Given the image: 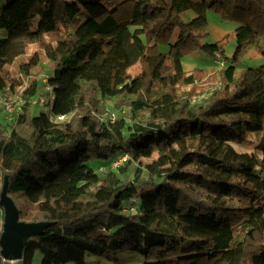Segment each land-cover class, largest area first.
Returning <instances> with one entry per match:
<instances>
[{"label": "trees", "instance_id": "1", "mask_svg": "<svg viewBox=\"0 0 264 264\" xmlns=\"http://www.w3.org/2000/svg\"><path fill=\"white\" fill-rule=\"evenodd\" d=\"M6 1L0 89L36 43L53 98L51 113L25 99L9 130L0 123V195L8 176L20 219L50 222L21 260L0 254V264H34L37 250L42 264L118 250L144 254V264H264V157L231 144L259 131L264 155V63L238 75L231 63L202 102L182 91L195 82L185 54L223 51L201 43L208 10L239 24L240 54L264 36V0ZM189 8L197 15L185 19ZM66 106L75 117L56 121Z\"/></svg>", "mask_w": 264, "mask_h": 264}, {"label": "rangeland", "instance_id": "2", "mask_svg": "<svg viewBox=\"0 0 264 264\" xmlns=\"http://www.w3.org/2000/svg\"><path fill=\"white\" fill-rule=\"evenodd\" d=\"M6 2V0H0V7L4 6ZM196 15V11L192 8L185 10L182 14L185 19H192ZM207 20L206 31L201 38V43H219L223 51L213 56L202 48H196L194 51L183 56L182 62L185 70L190 73L194 72L195 75V82L182 88L191 104L204 101L209 97L211 92L222 86L224 83L222 70L231 65V63L236 66V75L241 74L250 67H259L264 63L262 53L264 36L258 44L252 45L247 50L238 54L239 41L236 37V29L239 24L236 21L224 18L219 12L212 9L207 12ZM177 33L178 30L172 38V43L176 41ZM160 49L163 52H168L170 45L161 44ZM40 52L42 50H40V47L36 43H30L25 53L15 58L9 65L7 88L6 90L0 89V123L6 126L8 130L10 129L9 125H7L9 118H7L8 113L4 107L6 100L14 101L17 106L16 110H19L22 105V102H18L19 98H22L24 101L26 99L32 102V104L35 99H39L41 96H45L48 99L47 95H43V93L38 94L40 87L44 88V92L47 90L45 81L43 80L44 75H46L45 71H39L40 66L38 62L41 59L45 60V58L39 56ZM235 58L237 59L234 61ZM138 69V65L131 67V70L136 73ZM11 83L14 84L13 87L10 86ZM38 104L36 106V113L40 111L51 113L49 105L42 104L41 102ZM115 105V99H109L106 102L107 113L113 119L117 113ZM61 111L69 113L68 121H71L75 117V110L72 106H66ZM261 134L259 131H248L243 142H233L231 144L238 152L256 153L263 158L262 151L257 148ZM120 156H124V154ZM102 167L104 168V166ZM1 228L2 215L0 212V230ZM42 260L43 252L37 250L34 264H42ZM145 262L146 256L142 253L131 250H118L105 254L87 252L82 263L69 261L64 264H144Z\"/></svg>", "mask_w": 264, "mask_h": 264}, {"label": "water", "instance_id": "3", "mask_svg": "<svg viewBox=\"0 0 264 264\" xmlns=\"http://www.w3.org/2000/svg\"><path fill=\"white\" fill-rule=\"evenodd\" d=\"M8 187V176H5L0 195V204L5 208L3 230L0 235V254L4 261L15 262L22 259L27 238L32 235L43 234L50 222L21 220L19 208L8 194Z\"/></svg>", "mask_w": 264, "mask_h": 264}, {"label": "built area", "instance_id": "4", "mask_svg": "<svg viewBox=\"0 0 264 264\" xmlns=\"http://www.w3.org/2000/svg\"><path fill=\"white\" fill-rule=\"evenodd\" d=\"M219 54V53H217ZM43 80L45 81V83L47 82V77L43 78ZM46 89L50 91V94L48 96V99L45 96H41L39 99H35L34 103L38 104V103H42V104H46L48 103V101L50 100V102L52 101L53 98V93H52V88L49 85H46ZM18 102H24V100L22 98H19ZM21 103V104H22ZM6 111H7V118L11 119L13 114L15 113L17 106L16 103L14 101H5V105H4ZM51 107V105H50ZM54 119L58 122H66L69 120V113L68 112H63L60 111L58 114H56L54 116ZM128 155L124 154V156H119L116 160H114L112 162V167L113 168H117L118 166H120L121 164H123L126 159H127Z\"/></svg>", "mask_w": 264, "mask_h": 264}]
</instances>
